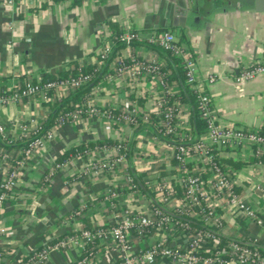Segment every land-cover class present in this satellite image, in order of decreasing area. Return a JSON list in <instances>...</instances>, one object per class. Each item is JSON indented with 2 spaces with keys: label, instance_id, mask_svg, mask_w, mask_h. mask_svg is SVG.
<instances>
[{
  "label": "crops",
  "instance_id": "obj_1",
  "mask_svg": "<svg viewBox=\"0 0 264 264\" xmlns=\"http://www.w3.org/2000/svg\"><path fill=\"white\" fill-rule=\"evenodd\" d=\"M108 21L138 33L135 43L118 50L123 61L131 57L158 60L164 66L165 56L149 38L166 29L177 38L181 36L195 60L196 81L210 96L216 122L255 130L264 124V74L235 81L240 68L264 56V0H14L10 5L0 0V90L7 91L20 78L38 80L46 72L64 70L70 60L94 62L103 43L111 39ZM118 57L110 61L111 76H104L92 88L90 98L97 106L118 107L134 101L140 112L157 114L156 101L161 93L158 83L151 76L134 78L113 73ZM170 87L173 93L177 91L175 85ZM61 95L63 92L56 90L55 97L28 95L1 104L0 124L14 141L8 147L17 146L19 124L36 118L45 126L53 101ZM188 117L189 105L181 103L177 122L183 132L191 131ZM54 132L28 167L20 171L17 187L1 210L2 264H16L25 252L87 224L93 227L113 222L118 210L110 208L103 192L107 187L119 186L129 167L152 178L165 176L172 168L164 140L155 135L151 121L134 127L85 118L65 123ZM106 139L125 142L129 147L126 158L114 170L95 177L82 176L81 160L72 159L42 184L44 168L66 149ZM97 145L101 144L86 149L89 156L113 154L111 150H95ZM217 155L243 162L234 174L236 187L264 212V195L245 193L262 173L263 169L253 163L264 162V153L258 159L249 149L228 147ZM120 199L118 206L126 205L133 211L147 208V198L134 200L126 195ZM245 227L244 220L234 218L226 231L244 238L257 234L264 245V228ZM76 253L71 248L54 251L43 264H71ZM116 257V252L99 245L91 263L111 264Z\"/></svg>",
  "mask_w": 264,
  "mask_h": 264
},
{
  "label": "built area",
  "instance_id": "obj_2",
  "mask_svg": "<svg viewBox=\"0 0 264 264\" xmlns=\"http://www.w3.org/2000/svg\"><path fill=\"white\" fill-rule=\"evenodd\" d=\"M13 1L5 0L8 5ZM137 38L138 33L132 29H124L117 36L126 46ZM115 39L116 36L103 43L98 52L101 61L106 58ZM149 42L181 56L186 82L198 92L199 112L205 121V131L198 137H192L190 131H181L177 122L181 103L177 99L168 102L165 95L173 93L172 85L165 81L166 73L161 70L162 64L158 60L144 61L133 57L126 61L114 60L113 73L134 78L151 76L158 83L161 93L156 101V110L161 118L155 135L164 140L173 161L171 171L158 178L147 176L146 187L152 192L148 195L138 189L129 170H124L119 186L107 187L103 192L110 208L118 210L113 222L65 233L53 242L25 252L16 264H43L51 252L70 248L77 252L71 264H92L99 245H105L117 253L111 264H264V245L259 235L250 234L244 238L226 231L229 220L234 218L244 220L246 229L252 226L264 228V212L238 191L234 181L238 167L216 159L218 152L228 147L249 149L259 159L264 153V136L255 129L221 126L216 122L210 108V96L196 81L193 55L190 49L179 43L171 30H162L150 37ZM258 74H264V56L260 61L240 68L235 81L239 83ZM105 76L110 77L111 74ZM88 77V74L80 75L44 84L30 79L17 81L6 92L0 90V105L28 95L39 94L48 98L44 88L50 87L55 91L61 90L65 95ZM209 80H213V77L210 76ZM85 118H96L111 125L128 123L134 127L138 125V118L143 124L150 123L149 113L140 112L134 101H126L118 107L97 106L88 96L80 106L59 111L47 128L39 124L36 118L19 124L16 147L3 145H10L14 141L6 134L5 126L0 124V213L17 187L20 171L28 167L44 142L55 136L54 129ZM161 134L171 138H164ZM98 148L111 150L113 154L96 158L89 156L90 152L85 150L62 161L52 159L49 167L43 170L42 184L51 178L55 169L69 160L80 159L79 174L95 177L114 170L129 151L128 145L122 141L97 145L95 150ZM253 164L263 170L245 193L248 196L264 195V162L255 160ZM126 195L134 200L147 198V208L133 211L126 205L118 206V199L122 200L121 196ZM190 220L197 221L199 227H192ZM221 237L226 240L223 241ZM1 256L0 250V264Z\"/></svg>",
  "mask_w": 264,
  "mask_h": 264
},
{
  "label": "trees",
  "instance_id": "obj_3",
  "mask_svg": "<svg viewBox=\"0 0 264 264\" xmlns=\"http://www.w3.org/2000/svg\"><path fill=\"white\" fill-rule=\"evenodd\" d=\"M79 2L81 0H75ZM108 26L110 30L111 38L116 36L114 40V44L111 47L109 53L107 54L106 58L102 61L99 59L98 54H95L96 60L94 62H89L86 59H82L80 62L78 60H70L67 62V68L64 70H59L56 73H44L38 80L33 79V81H39L40 83L44 84L47 81L51 80H58V79H70L72 77H78L80 75H89V77L83 82L82 84L76 86L73 90L68 91L67 94L64 96H60L56 98L52 103V112L50 117L48 118V123H46L45 127H49L53 121L54 116L59 111L69 110L76 108L81 105L83 100L90 96V92L92 88L108 73H111L112 70L109 67L110 61L114 57H118V50L125 46V43L117 39V36L122 29L116 24L111 21H108ZM137 40L133 39L130 41V44L135 43ZM179 43L182 42V37L178 38ZM158 46V45H157ZM162 51L163 55L165 56L166 65L161 67V70L166 73L164 76L165 81L168 82L169 85H175L177 87V91L172 94H166V98L168 102L171 103L174 99H177L180 103H187L189 105V117L188 122L190 124V132L192 137H198L201 135L205 129V121L200 116L199 112V103H198V92L195 91L189 83L186 82V74L185 69L183 67L182 58L181 56L172 54L170 51L162 49L158 46ZM191 51V50H190ZM192 53V52H191ZM119 61H123V59L117 58ZM101 61V62H99ZM23 81L22 78H20ZM45 94L47 97H55V90L53 88H44ZM1 92H6L4 89H1ZM115 112H118L115 110ZM161 118V114H149V120L151 121L152 126L155 129H159L158 121ZM144 125L142 120L138 118V125L140 127ZM257 132L264 136V124L257 129ZM164 138H171V136L167 134H161ZM117 141L106 139V140H92L85 143L73 145L66 149L59 157H57L58 161H62L68 156H72L77 152L83 153L87 148H89L93 144H113ZM5 147L8 144L3 143ZM23 145V143H21ZM216 152V151H214ZM221 163L226 164L230 163L234 167H239L243 162L238 160H232L231 158H220L216 156ZM173 162V161H172ZM129 173L133 178V182L136 184L138 189L146 193L148 195L152 194L151 191L148 190L146 187V180L147 174L144 171H136L132 167L128 169ZM192 227H199V223L194 220H190ZM87 228H91L88 224L86 225ZM223 241L226 240L225 237H221ZM54 240L50 241L53 242Z\"/></svg>",
  "mask_w": 264,
  "mask_h": 264
}]
</instances>
